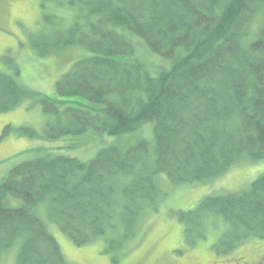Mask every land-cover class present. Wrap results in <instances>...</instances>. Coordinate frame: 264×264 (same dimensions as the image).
Returning a JSON list of instances; mask_svg holds the SVG:
<instances>
[{
  "label": "trees",
  "instance_id": "1",
  "mask_svg": "<svg viewBox=\"0 0 264 264\" xmlns=\"http://www.w3.org/2000/svg\"><path fill=\"white\" fill-rule=\"evenodd\" d=\"M55 4L67 13L44 15L52 27L31 35L30 47L40 56L84 48L87 55L57 79L56 93L102 107L96 113L60 109L56 99L0 70V111L22 97L35 98L51 120L42 133L27 127L25 134L46 139L88 130L120 136L151 122L153 155L141 138L126 147L106 146L88 161L43 155L15 165L0 183V254L21 238L18 264H74L38 216L42 205L76 245L102 238L118 251L117 262L137 215L155 203L158 173L172 184L192 183L221 175L241 159L264 160V0ZM128 34L168 65L151 76L141 61L129 58L134 44ZM222 190L181 213L189 245L192 229L202 238L219 230L216 248L225 253L249 238H264V173L244 189ZM10 197L20 204L11 206Z\"/></svg>",
  "mask_w": 264,
  "mask_h": 264
},
{
  "label": "rangeland",
  "instance_id": "2",
  "mask_svg": "<svg viewBox=\"0 0 264 264\" xmlns=\"http://www.w3.org/2000/svg\"><path fill=\"white\" fill-rule=\"evenodd\" d=\"M56 2L57 0H0V70L10 74L20 86L56 99L60 109L73 106L96 113L102 107L101 104L78 96L60 97L55 89L60 75L70 69L78 56L87 55L85 49L64 48L40 56L30 47L31 35L47 33L52 27V23L44 19V15L61 17L67 13L57 7ZM128 38L134 44L129 58L141 61L151 76H156L160 67L168 65L167 59L150 52L136 35L128 34ZM15 70L18 72L15 73ZM51 116L43 111L42 104L33 97H22L11 110L0 111V183L12 167L37 156L62 155L88 161L106 146L126 147L141 138L148 141L149 152L152 151L149 155H153L151 122H145L133 133L120 136L93 130L82 135H67L56 139L36 138L25 134L24 128L27 127L38 134L42 133ZM5 126L7 128L2 133ZM262 173L264 160L248 159H241L212 179L192 183L172 184L164 173H158L155 178L158 191L155 203H147L142 207L143 210L136 217L132 236L121 245L122 255L117 262L113 260V256L118 251L111 249L110 244L102 238L76 245L47 218L42 205L38 206L37 214L56 239L65 258L74 264H252L251 262L264 257V238H249L225 253L216 248L220 239L219 230L207 233L202 238L196 235L198 230L192 229L190 237L194 244L189 245L185 240L184 222L179 218L182 212L194 209L203 197L221 193L222 189H244ZM20 202L17 198H8L11 206H18ZM20 244L21 238H18L10 248L1 252L0 264H18Z\"/></svg>",
  "mask_w": 264,
  "mask_h": 264
},
{
  "label": "flooded vegetation",
  "instance_id": "3",
  "mask_svg": "<svg viewBox=\"0 0 264 264\" xmlns=\"http://www.w3.org/2000/svg\"><path fill=\"white\" fill-rule=\"evenodd\" d=\"M252 264H264V257L258 259V260H255L254 262H251Z\"/></svg>",
  "mask_w": 264,
  "mask_h": 264
}]
</instances>
